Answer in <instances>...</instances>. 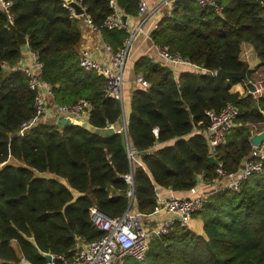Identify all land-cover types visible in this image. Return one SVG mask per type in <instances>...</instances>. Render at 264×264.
Listing matches in <instances>:
<instances>
[{
    "label": "trees",
    "instance_id": "trees-1",
    "mask_svg": "<svg viewBox=\"0 0 264 264\" xmlns=\"http://www.w3.org/2000/svg\"><path fill=\"white\" fill-rule=\"evenodd\" d=\"M8 1L9 17L0 9V264H16L20 257L45 264L44 252L72 257L78 243L101 235L89 221L90 205L116 216L132 199L146 214L156 203V187L187 191L197 178L210 184L216 164L208 161L200 133L208 124L207 109L218 111L227 102L237 109L217 147L222 170L235 171L251 152L248 125L264 123V93L254 97L245 80L214 71L245 67L239 58L242 42L252 45L257 65L264 64V0H213L220 14L213 5L173 0L170 13L158 18L149 38L204 71L183 69L174 76L170 67L139 55L132 74H141L149 86L134 82L130 88L126 134L119 129L106 135L80 124L62 127L41 120L18 133L20 123L33 113L35 90L15 67L21 45L8 22L42 63L39 77L49 86L52 103L87 98L91 108L86 120L92 128L114 124L121 103L104 95L103 77L78 65L80 31L60 0ZM81 1L98 26L111 12L109 0ZM115 1L124 14H136L138 0ZM126 36L122 29H101L112 51ZM250 72L246 69V79ZM234 83H241L244 92L231 91ZM127 174L130 183L124 179ZM192 216L200 217L203 234L176 224L150 239L141 260L126 258L124 264H264V157L260 171L236 190L208 194Z\"/></svg>",
    "mask_w": 264,
    "mask_h": 264
},
{
    "label": "built area",
    "instance_id": "built-area-1",
    "mask_svg": "<svg viewBox=\"0 0 264 264\" xmlns=\"http://www.w3.org/2000/svg\"><path fill=\"white\" fill-rule=\"evenodd\" d=\"M70 1L79 4L83 12L75 14L73 8L69 5ZM172 1L160 0L151 11H148L146 1L138 0L136 14L127 15L117 7L115 0H109L111 12L98 26L92 23L81 0H60L61 5L66 8L71 16L80 18L98 36H101L102 28L122 29L126 32L127 36L124 38L122 46L115 51H112L105 42L103 43L107 52L105 60L95 58L86 47L78 51V65L84 70L94 71L103 77L105 83L104 95L118 100L121 106L123 102V67L128 50L139 36L149 37V32L155 27L156 21L150 30L144 27L146 19L152 13L159 14L158 18L164 14L168 15L172 8ZM196 2L200 5H213L214 10L220 14V7L214 4L213 0H196ZM9 5L10 1L0 0V9L8 17ZM123 15H125L124 19L122 18ZM152 45L154 46V54L150 55V58L153 61H158L170 67L171 70L176 66H183L193 71H204L203 68L182 58L178 53L169 52L166 48L156 46L153 43ZM29 61L30 63L19 66V69L25 74L28 87L35 90L33 113L20 123L18 133L22 134L23 131L35 125L47 112L56 117L69 119L74 124H80L82 118L86 120L87 113L91 108L90 101L87 98H80L72 104L52 103V93L49 86L39 77L42 63L39 61L37 54L31 50H29ZM134 82L143 88L149 86V83L141 74L134 77ZM253 85L254 89L252 91L247 90V88L246 91L254 97L261 95L262 83L258 82ZM236 114L237 109L230 102L222 105L218 111L205 110L208 124L200 129V133L207 144V156H212L216 161V177L211 182L216 186L213 185L212 191L209 193L195 192L194 187H192V194L187 196H161L156 188V203L153 209L146 214L135 208L132 199H130L124 211L116 216H110L102 212L96 205H90L88 218L91 224L101 232L100 237L88 242L78 243L72 257L44 252L50 255V261L45 262V264H124L126 258L141 260L151 238L169 233L176 224L187 227L192 214L201 208L208 194L223 188L238 189L240 183L247 176L260 171L264 157V141L257 146H252L249 155L240 162L235 171L225 172L222 170L221 162L216 159L217 147L224 141ZM152 130L156 133L155 127ZM128 155L138 163L139 157L134 151L129 150ZM124 179L130 183L128 174L125 175ZM126 195L131 198V190H127ZM16 264L30 263L20 257Z\"/></svg>",
    "mask_w": 264,
    "mask_h": 264
},
{
    "label": "crops",
    "instance_id": "crops-1",
    "mask_svg": "<svg viewBox=\"0 0 264 264\" xmlns=\"http://www.w3.org/2000/svg\"><path fill=\"white\" fill-rule=\"evenodd\" d=\"M159 1L160 0H146L148 11H151L154 5ZM158 16L159 14L152 13L151 16L148 19H146L144 27L150 30L152 25L155 23V21H157ZM76 25L80 31V40L77 44V50L79 51L81 48L86 47L92 52L95 58H97L98 60H105L107 58V52L104 49V46H103L104 41L102 40V37L94 33L89 28V26L85 24L80 18H76ZM132 51L134 54H136V56L131 60L129 64V70L126 71V79L124 83L126 82L128 85L126 88L123 87L122 107L124 111L125 120H127V114H128L129 92H130V88L133 85V81H131V84L129 81L130 73H132L133 60L142 54H147L149 56L154 54V46L152 45V42L149 37H144L141 35L133 42ZM239 58L245 63L246 69L251 70L249 79H246L245 81H251L253 84L261 82L263 86L261 89V94H263L264 93V64L259 65V66L257 65V63L259 62V59L257 58L256 53L251 44L247 42H242L240 44ZM28 62L30 63L29 48L27 46V43H24V44H21V56L19 60L17 61V63L15 64V67L19 68V66L25 63H28ZM183 69H188V68L183 67V66L174 67L172 69L173 75L176 76V73H178L179 70H183ZM245 89L243 88V85L241 83H234L230 87L231 91H238L239 93H243ZM82 119L85 120L84 118ZM40 120L54 122L56 120V116L47 112L44 117L40 118ZM248 126L251 130V134L264 129V123H259L255 125L251 124ZM171 142L172 140H169L163 143H157L156 145H154V148L162 146L164 144H169ZM9 161L13 162L12 159H9ZM42 174H47V173H42ZM213 185L216 186L215 184H211V183L204 184V183L199 182L194 186V191L209 193L210 191L213 190L214 188ZM156 188H157L158 194H160L161 196H172V195L173 196H187L189 194H192L191 189L187 191L177 192V191H173L170 188H163V187H156ZM187 228H189L190 230H192L193 232L197 234H203L202 221L200 217L198 216L196 217L192 216L190 218Z\"/></svg>",
    "mask_w": 264,
    "mask_h": 264
},
{
    "label": "water",
    "instance_id": "water-1",
    "mask_svg": "<svg viewBox=\"0 0 264 264\" xmlns=\"http://www.w3.org/2000/svg\"><path fill=\"white\" fill-rule=\"evenodd\" d=\"M69 5L73 8V11L75 14H81L83 12L82 8L80 7L79 4L75 3L74 1H70ZM123 19L125 18V15H123L122 17ZM7 26L9 29H11L14 34H15V38L18 44H24L26 43V37L20 32L18 31L11 22L7 23ZM246 67H243V69L239 72H234V71H224L221 69H217L215 71V74H218L222 77L228 78V79H242V80H246ZM245 87L247 88V90L252 91L254 89V85L251 81H245ZM54 123H57L59 126H68L71 124H74L72 122L69 121V119L63 118V117H56V120L54 121ZM81 126H83V128L85 129H92L94 132L100 133L102 135H106V134H110L114 131H117L119 129L124 130L125 134H126V120L124 117V111H123V107L121 106V116L120 118L112 125L105 127V128H92L90 126V124L87 122V120H83L80 123ZM126 139H128L127 135H126ZM248 141L250 143L251 146H257L258 144H260L261 142L264 141V129L254 132L252 134H250ZM208 161L210 163H214L215 164V159L212 156H207ZM199 183V179L197 178L196 180V184ZM69 236H73V233L71 231H69ZM43 258L45 260V262L50 261V255L48 253H44L43 254Z\"/></svg>",
    "mask_w": 264,
    "mask_h": 264
},
{
    "label": "rangeland",
    "instance_id": "rangeland-1",
    "mask_svg": "<svg viewBox=\"0 0 264 264\" xmlns=\"http://www.w3.org/2000/svg\"><path fill=\"white\" fill-rule=\"evenodd\" d=\"M146 1V0H145ZM136 56V54L133 53L132 51V47L128 50V53H127V57H126V60H125V63H124V67H123V80L125 81L126 79V71L129 70V64L131 62V60ZM123 81V87L126 88L127 87V83L125 82L124 83ZM129 81H130V84H131V81H133V84H134V75L132 73H130V76H129ZM14 162V161H13Z\"/></svg>",
    "mask_w": 264,
    "mask_h": 264
}]
</instances>
